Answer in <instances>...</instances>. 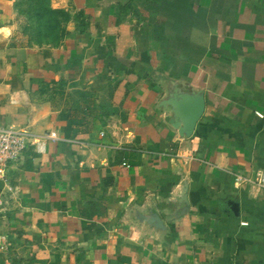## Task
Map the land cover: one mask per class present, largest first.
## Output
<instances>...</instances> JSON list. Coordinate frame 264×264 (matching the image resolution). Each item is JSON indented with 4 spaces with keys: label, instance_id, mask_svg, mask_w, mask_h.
Listing matches in <instances>:
<instances>
[{
    "label": "crops",
    "instance_id": "obj_1",
    "mask_svg": "<svg viewBox=\"0 0 264 264\" xmlns=\"http://www.w3.org/2000/svg\"><path fill=\"white\" fill-rule=\"evenodd\" d=\"M34 2L56 43L25 36ZM174 94L204 98L191 137ZM0 127L33 142L0 264H264V0H0Z\"/></svg>",
    "mask_w": 264,
    "mask_h": 264
},
{
    "label": "built area",
    "instance_id": "obj_2",
    "mask_svg": "<svg viewBox=\"0 0 264 264\" xmlns=\"http://www.w3.org/2000/svg\"><path fill=\"white\" fill-rule=\"evenodd\" d=\"M259 116H261L259 114ZM47 139L56 140L57 133L50 132ZM33 142L29 134L16 131L7 127H0V181L5 182L8 170L16 164L24 153L32 146ZM237 180H242L237 176ZM256 184L264 189V173L258 174Z\"/></svg>",
    "mask_w": 264,
    "mask_h": 264
},
{
    "label": "water",
    "instance_id": "obj_3",
    "mask_svg": "<svg viewBox=\"0 0 264 264\" xmlns=\"http://www.w3.org/2000/svg\"><path fill=\"white\" fill-rule=\"evenodd\" d=\"M163 105L171 106L174 117L170 120L171 124L179 131L181 136L191 137L195 127L202 117L205 110V101L199 95H178L166 100ZM151 222H158L157 217H153Z\"/></svg>",
    "mask_w": 264,
    "mask_h": 264
},
{
    "label": "rangeland",
    "instance_id": "obj_4",
    "mask_svg": "<svg viewBox=\"0 0 264 264\" xmlns=\"http://www.w3.org/2000/svg\"><path fill=\"white\" fill-rule=\"evenodd\" d=\"M26 14H31L25 9ZM47 18H29L25 21V36L37 45L56 43L63 37L64 18L61 14H46Z\"/></svg>",
    "mask_w": 264,
    "mask_h": 264
},
{
    "label": "trees",
    "instance_id": "obj_5",
    "mask_svg": "<svg viewBox=\"0 0 264 264\" xmlns=\"http://www.w3.org/2000/svg\"><path fill=\"white\" fill-rule=\"evenodd\" d=\"M29 9H30V18H42V19H46L47 18V13L48 14H61L64 18V21H66L67 19V16L64 12L62 11H57V12H54V11H50L48 9L45 8V6H43V4L41 3H37V2H34L32 4H30L29 6Z\"/></svg>",
    "mask_w": 264,
    "mask_h": 264
}]
</instances>
